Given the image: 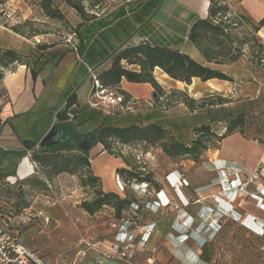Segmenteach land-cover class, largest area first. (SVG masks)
Here are the masks:
<instances>
[{
	"label": "trees",
	"instance_id": "16d2710c",
	"mask_svg": "<svg viewBox=\"0 0 264 264\" xmlns=\"http://www.w3.org/2000/svg\"><path fill=\"white\" fill-rule=\"evenodd\" d=\"M160 1L142 0L134 6L120 7L109 16H98L87 12L82 0H64L67 8H73L80 17L71 26V30H75L79 38L77 50L64 47L61 43L43 41L29 51L28 59L23 60L16 49L0 47V66L24 64L34 79L40 76L44 81L69 51H76L81 60L63 95L62 104H66L65 109L57 114L55 126L62 133L61 140L51 146H41L40 141L24 140V154L32 150V158L39 164L41 172L20 180V184L35 180L37 184L46 187L45 178L70 172L72 164L75 167H91L90 152L100 143L102 150L124 158L128 167L119 168L118 171L126 180L148 181L160 188L150 172L144 171L135 160L130 162L121 153L119 145L140 144L144 151L158 148L173 160L188 157L197 162L211 149L212 141L221 142L236 132L243 134V128L247 125L246 104H253L255 100L252 99H245L241 105H232V100L225 97L211 103L204 97L199 100L200 105L195 106L196 99L186 96L181 103L190 110V114L173 119L168 116L161 118L149 115L142 120H120L123 115L135 113L138 107L126 113H112L103 106L92 107L89 104L73 109V118L69 117L67 110L77 105V91L89 76L90 70H93L103 86L118 90L126 99L132 96L119 89L122 78L134 83H150L155 89L162 91L153 75L156 69L188 85L195 78L203 82L214 78L234 81L230 73L213 67V64L231 65L239 59L246 42L232 39L231 29L242 24V19L245 20L246 17L232 13L226 0H210L208 18H201L179 6L173 17L163 26L152 20L159 10ZM40 5L47 16L58 20L66 18V11L58 10L51 0H41ZM180 12L187 13L189 18L186 25L175 27L173 23ZM263 26L264 18L257 24L252 23L255 33ZM209 35L213 38L209 39ZM220 36L224 38L219 39ZM226 40L230 42L229 45ZM186 41L194 44L201 52L203 62L180 48ZM234 42L237 44L235 48L232 47ZM214 46L219 49L216 50ZM258 47L257 51L253 50V54L257 53V63H261L264 62L260 55L264 45L259 43ZM164 107L161 103L158 108ZM221 122L225 123V131L219 134L212 129V123ZM186 128L193 132L189 141L180 140L174 135L176 130ZM48 168L53 169L49 171ZM88 182L96 184L100 180L93 172H89ZM133 200L135 197L132 194L123 196L101 188L96 191L91 201L82 203V208L89 214H95L106 205L112 206L115 218H120ZM207 254L205 243L202 246L201 259L208 263L210 258Z\"/></svg>",
	"mask_w": 264,
	"mask_h": 264
},
{
	"label": "rangeland",
	"instance_id": "374dc122",
	"mask_svg": "<svg viewBox=\"0 0 264 264\" xmlns=\"http://www.w3.org/2000/svg\"><path fill=\"white\" fill-rule=\"evenodd\" d=\"M51 1L58 10L67 8L64 0ZM140 1L142 0H82V3L87 12L91 14L98 16L107 14L109 16L120 7L134 6ZM238 2L239 0H235L236 4ZM40 3L41 0H0V47L16 49L23 60L28 59L30 50H33L38 43L44 41V36L39 34L51 28L61 27L63 29L62 40L60 41L62 46L68 47L64 44H67L66 40L69 33H71L68 24L69 21L74 19L75 10H70L71 14L67 15L61 26H57L53 22L59 23V21L47 19L44 10H41ZM238 14L246 17L247 20L242 19V24L231 29L232 39L246 43L239 59L227 68V72L234 77L233 82L218 80L203 82L195 78L188 85L176 81L166 75L164 71L156 69L153 75L163 90L155 89L152 86L153 93L138 100L136 112L123 115L119 119L139 118L142 120L149 115L161 118L168 116L173 119L190 114V110L181 103L186 96L196 99L195 106L200 105L199 100L204 97L207 98L208 103L217 102L225 97L232 100V105H241L245 99H252L255 100L253 104H246L247 125L243 128V134L236 133H239L245 140L250 141L257 148L259 146L264 151V62L257 63L255 57L257 53L253 54V50L257 51L259 49V43L264 45V31L255 33L250 18L243 12H238ZM188 18L187 13L180 12L173 26L182 27L186 25ZM253 36L255 38H252ZM210 37L213 38L209 35V39H211ZM223 38L224 36H220L219 39ZM226 44L229 45L230 42ZM236 45V42L232 43V47L235 48ZM252 45L254 48H250ZM214 47L216 50L219 49V47ZM260 55L264 58V48ZM16 65L13 64L10 67L0 66V68L1 71L10 70ZM179 91H182V93ZM154 93H156V97H154ZM0 96L2 97L1 91ZM160 101L165 105L164 108H158L161 105ZM212 129L221 134L225 131V123H212ZM174 135L180 140L189 141L193 137V132L190 128H186L176 130ZM221 142L212 141L207 156H202L197 162L188 157L173 160L162 152L155 156L152 154L148 156L146 171L153 175L152 178L155 183L162 186L167 185L166 176L169 172L176 168L180 169L190 183L186 191L189 190L191 195L194 198L196 197L194 200L199 199L203 203L212 200L213 204H216L212 197L214 195L213 191L209 187L199 192H194V188L204 187L211 181L213 172L210 170V158L221 156ZM231 143L227 142L224 147L228 145L229 149H232V145H234L236 148L234 152L237 154L245 152L257 154L251 148L237 145L235 140H233L232 145ZM101 149L102 145L100 144V146H97L96 151L99 152ZM224 150L226 149L224 148ZM126 156L130 162L134 161L132 154ZM52 169L48 168L49 171ZM89 172H92L90 166L79 165L75 167L72 164L70 172H62L52 175V177L48 176L47 179L51 177L49 180L56 182L58 192L57 203L53 206H45L50 221L46 224L36 220L23 228V240L43 256L45 264H88L89 262H92L90 264H125L123 261L104 257L95 259L92 258L93 255L83 259L76 257V248L80 238L84 235L103 238L108 241L114 240V232L111 228V223L115 218L114 208L106 205L95 214H89L82 208V203L91 201L95 197L96 191L101 189L100 182L96 184L88 182ZM229 173L231 171L228 169L227 174ZM61 174L63 175L59 178L58 176ZM192 174H197V179L194 181ZM11 184L4 180L0 181V205H4V208L13 207L19 212L23 207L32 205L33 209L36 210L46 203L45 196L42 195L47 194L46 187L37 184L35 180H29L22 184L18 182L15 187H12L13 184ZM218 186H221L219 182ZM221 193L224 194V192ZM222 197L227 198L223 195ZM251 200L256 204L254 199L251 198ZM239 201L240 199H238ZM216 207L221 211L222 208L224 209L221 205L216 204ZM234 218H236L235 221H226L212 240L205 242L207 243V255L210 258L209 264H264V235L251 232L242 226L241 222L238 221L240 220L238 217ZM142 261L143 257L138 256L135 263L139 264ZM156 264H178V261L168 251L164 250L157 258Z\"/></svg>",
	"mask_w": 264,
	"mask_h": 264
},
{
	"label": "crops",
	"instance_id": "0c3cea01",
	"mask_svg": "<svg viewBox=\"0 0 264 264\" xmlns=\"http://www.w3.org/2000/svg\"><path fill=\"white\" fill-rule=\"evenodd\" d=\"M226 3L232 13L243 12L254 24L264 18V0H239L237 4L235 0H226ZM209 5L210 0H161L159 10L152 20L156 24L166 25L179 6L194 12L201 18H208ZM41 10L43 9L41 8ZM70 10L74 9L68 7L63 10L64 12L66 11L64 13L65 17L69 13L71 14ZM45 17L49 20L59 21V23L53 22L57 26H61V23L66 20L51 18L46 14ZM79 20L80 17L75 11L74 19L69 21L68 24L69 29L71 30V26ZM261 31H264V26ZM62 34L63 29L55 27L39 35L44 36V42L62 44L60 41L62 40ZM64 45L68 46L67 44ZM68 47L71 48L70 46ZM180 48L188 51L196 60L204 61L203 55L194 44L186 41ZM80 61L76 51H69L57 67L54 68L46 81L40 76L34 79L30 70L24 64H17L13 69L3 71L4 75L0 80V91L2 93V97L0 96V153H2L0 156V181H7L13 184L12 187H15L20 180L39 175V171L36 173L31 160L24 154V140L40 141L53 127L57 114L61 109L64 92L70 85ZM228 66L230 65L213 64V67L223 72H227ZM211 80L225 81L217 78ZM91 88L92 80L88 76L77 91V107L90 102ZM119 89L129 93L136 100H141L153 93V87L150 83H134L129 82L125 78L121 79ZM233 140H235L237 145L239 144L248 149L251 148L257 154L235 153L234 149L236 148L232 145ZM227 142H232V149H229L228 145L224 147ZM98 145L100 146V143ZM221 145L223 148H221V156L210 158V170L213 172L211 181L204 187L194 188V192H199L209 187L213 191V196L218 194L226 196L227 199L233 202L234 209L244 216L250 214L251 217L256 216L264 221V206L261 208L257 207L255 202L249 197L245 198L242 204L239 205L238 199L243 197H239L236 190L225 191L224 186H218L219 180L227 174L228 168L226 165L230 162H237L252 171H256L262 185H264V151L259 146L257 148L250 141L245 140L239 133H233L224 138ZM97 146L90 152L91 170L94 175L99 177L101 188L104 191L118 192L114 182V174L119 168L128 167L127 163L123 157L116 156L109 151L101 149L97 152ZM160 152H162L160 149L154 148L149 156L152 154L155 156ZM208 152L209 150L206 152L205 157ZM62 175L58 177L60 178ZM191 176L193 181L197 179V174H192ZM162 186L167 194H172L171 189L166 184ZM248 187L250 190H256L254 184H250ZM221 192H224V194ZM185 194L190 200L192 199L186 210L194 216L193 229L187 232L181 227L173 228L172 222L176 213L173 209H169V212L159 219L156 232L151 238V244L158 245L160 249L157 258L165 250L178 261V264H209V262L207 263L201 259L202 246L205 242L212 240L226 221H235L236 218L234 217L236 216L225 208H222L221 211L216 207L215 203L213 204L212 200L204 203L201 200L194 201L196 197L194 198L189 190L186 191L185 189ZM214 209L219 211L223 217L217 221L214 227H211L207 224V216H212ZM41 223L43 222L41 221ZM23 232L24 230L22 229V232H20L22 241H24ZM24 242L29 244L26 241ZM90 263L92 262L88 264Z\"/></svg>",
	"mask_w": 264,
	"mask_h": 264
},
{
	"label": "built area",
	"instance_id": "2783aa9c",
	"mask_svg": "<svg viewBox=\"0 0 264 264\" xmlns=\"http://www.w3.org/2000/svg\"><path fill=\"white\" fill-rule=\"evenodd\" d=\"M66 41L68 46L77 50L79 38L75 30H71ZM89 77L92 80V88L90 92L91 100L88 104L92 107L103 106L112 113H126L137 108L138 100L134 98L126 99L124 94L118 90L103 86L96 78L93 70L89 71ZM65 105V103L61 105L60 111L65 109ZM75 108H77L76 105L68 108L70 118H73L72 110ZM55 125L56 120L53 126ZM119 146L124 156L132 154L136 163L146 171L147 159L153 149L144 151L140 144ZM26 156L31 160L36 173H38L40 166L33 160L32 150H28ZM226 167L231 173L226 174L219 180V184L224 186V190H236L237 195L243 197L240 199L239 205L242 204L245 198L249 197L256 201L257 207H263L264 185H262L256 171H252L237 162H230ZM44 181L47 194H42L45 196L44 200L46 202L43 207L35 210L31 205L18 212L13 207L6 209L4 205H0V264H45L43 256L20 239L22 229L32 222L41 219L42 222L48 224L50 221L45 206H53L57 203L58 192L54 181L46 178ZM114 182L120 195L132 194L135 200L131 202L129 208L120 218L113 219L111 223L115 235L113 241L84 235L80 238L76 248V257L83 259L93 255L95 258L104 257L123 261L125 264H135L137 257L142 256L143 261L141 264H156L160 249L158 245L151 244V238L156 232L159 219L168 213L169 209H173L176 213L172 222L173 228L181 227L187 232L193 229L194 216L186 210L192 202L185 194V189L190 186L188 179L184 173H181L180 169L176 168L169 172L166 176V183L171 189V195L164 191L163 186L157 188L148 181L126 180L118 170L114 174ZM250 184H254L256 190H250L248 187ZM213 197L217 205L223 206L231 214L238 217L242 226L255 234L264 235V221L262 219L256 216L251 217L250 214L244 216L234 209L230 199L224 198L222 195L218 194ZM196 200L200 201L199 199ZM222 217L223 215L214 209L212 216H207L208 226L214 227ZM244 219L252 220L260 231L248 226L244 223Z\"/></svg>",
	"mask_w": 264,
	"mask_h": 264
},
{
	"label": "water",
	"instance_id": "95a60500",
	"mask_svg": "<svg viewBox=\"0 0 264 264\" xmlns=\"http://www.w3.org/2000/svg\"><path fill=\"white\" fill-rule=\"evenodd\" d=\"M4 75L3 71H0V80L2 79ZM154 97H156V93H154ZM62 133L56 128V126H53L50 131L40 140L41 146H51L55 145L61 140Z\"/></svg>",
	"mask_w": 264,
	"mask_h": 264
},
{
	"label": "bare ground",
	"instance_id": "6f19581e",
	"mask_svg": "<svg viewBox=\"0 0 264 264\" xmlns=\"http://www.w3.org/2000/svg\"><path fill=\"white\" fill-rule=\"evenodd\" d=\"M167 75V74H166ZM210 82V81H209ZM209 85V84H208ZM248 226L253 227L255 229H259L257 226H255V223L252 222V220L248 219L245 222ZM260 230V229H259Z\"/></svg>",
	"mask_w": 264,
	"mask_h": 264
}]
</instances>
